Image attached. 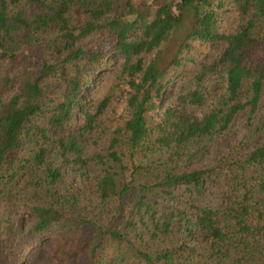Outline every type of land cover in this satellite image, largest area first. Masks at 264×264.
<instances>
[{
    "label": "trees",
    "instance_id": "trees-1",
    "mask_svg": "<svg viewBox=\"0 0 264 264\" xmlns=\"http://www.w3.org/2000/svg\"><path fill=\"white\" fill-rule=\"evenodd\" d=\"M227 5L0 0V264H31L48 240L50 264H264V140L194 167L264 98V0H233L230 32ZM113 59L124 104L107 119L112 92H86Z\"/></svg>",
    "mask_w": 264,
    "mask_h": 264
},
{
    "label": "rangeland",
    "instance_id": "rangeland-1",
    "mask_svg": "<svg viewBox=\"0 0 264 264\" xmlns=\"http://www.w3.org/2000/svg\"><path fill=\"white\" fill-rule=\"evenodd\" d=\"M233 0H228V5L220 8L218 23L219 28L225 32L234 31L239 24V12L236 7L232 5ZM193 53L200 59H212L217 55L218 51L213 47L209 48L206 53L201 49L196 48ZM121 64V60L114 61L111 60V64L104 68L100 73L94 83L87 89L86 98L91 101H101L104 96L112 92V101L105 112V117L108 119L110 117L115 118V110L121 111L123 109V99H122V88L114 87L116 83V69ZM195 70V65L192 63H186L183 70H181L177 81L172 83L166 92L163 104L165 105L171 96L177 91L178 87L181 85L184 79V75L191 73ZM218 81L214 78L207 89L209 96L217 99L220 95V90L217 88ZM65 90V84L63 81L55 80V87L53 90V95L57 100L62 96ZM206 106L194 107L193 112L202 114L206 110ZM264 114V98L261 103L260 112L257 114L256 118L252 123L248 122L247 114L242 113L233 123L231 129L227 134L220 136L213 140L208 147L203 150L200 156L195 160L194 167H199L200 165L206 163L215 162L220 156L228 152L235 146H239L240 149L248 150L255 146L256 144L264 140V129L257 130L256 125L261 121V117ZM107 146V136L99 145L90 144L88 147L91 150L104 149ZM213 181L210 180L207 184L209 190L212 188ZM211 191V190H210ZM212 199L216 200L211 196ZM53 250H55V243L52 240L44 241L36 248L31 254V264H50L53 260Z\"/></svg>",
    "mask_w": 264,
    "mask_h": 264
}]
</instances>
